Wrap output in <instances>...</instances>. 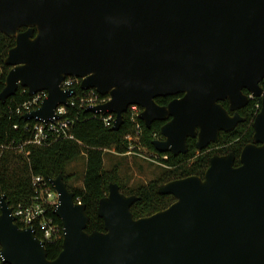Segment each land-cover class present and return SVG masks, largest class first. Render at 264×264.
<instances>
[{
	"label": "water",
	"instance_id": "95a60500",
	"mask_svg": "<svg viewBox=\"0 0 264 264\" xmlns=\"http://www.w3.org/2000/svg\"><path fill=\"white\" fill-rule=\"evenodd\" d=\"M0 33L16 40L0 103L20 87L48 94L26 121H54L76 94L62 83L77 78L82 90L110 98L88 112L114 114L118 131L138 105L148 128L164 122L155 149L178 156L188 152L189 138L204 150L243 120L222 101L234 111L262 101L240 165L234 154L216 155L203 178L160 185L161 195L176 200L150 216L136 219L139 197L112 183L97 210L105 232L88 233L86 206L62 174L52 179L64 231L54 260L33 228L16 223L3 196L7 264H264V0H0ZM170 96L167 105L156 101Z\"/></svg>",
	"mask_w": 264,
	"mask_h": 264
},
{
	"label": "trees",
	"instance_id": "16d2710c",
	"mask_svg": "<svg viewBox=\"0 0 264 264\" xmlns=\"http://www.w3.org/2000/svg\"><path fill=\"white\" fill-rule=\"evenodd\" d=\"M15 44L14 38L0 33V92L5 87L6 77L11 69L5 64V59ZM261 86L264 89V81ZM74 88L76 89L74 97L76 104L70 105L64 116L65 119L71 121L68 131L71 138L54 136L45 146L28 143L32 139V129L36 121H26L24 113L18 112L34 97L26 88L20 87L6 103H0V200L6 196L11 207L19 204L28 205L32 203L35 196L34 177L41 176L47 182H51L52 179L62 174L68 188L74 192L76 201L86 206V213L90 218L86 231L88 233L105 232L104 221L99 217L97 210L100 200L108 195L110 184L117 183L124 194L139 197V200L132 206L133 215L138 219L164 210L175 202L174 196L159 193L160 185L193 175L203 178L210 166V159L216 151H199L196 147V139L190 138L188 140L189 150L186 154L175 156L170 152L159 153L153 146V141L163 139L160 138L163 122H155L151 128H148L139 119L138 124L141 131L138 135L136 124L130 120L129 114H125L124 124L118 131H113L112 126L104 122L103 117L105 116L90 113L86 107H80L79 97L88 93L89 90H82L80 83L75 84ZM172 98L171 96L159 97L156 101L160 105H165ZM261 107V98L253 99L251 104L244 109L243 115L246 119L240 131L237 134H234L235 132L222 134L220 144L229 143L230 138L243 136L239 147H231L238 155L244 144L252 141L253 122ZM133 145L136 146V150L141 146L156 155L166 172L149 183L127 190L120 178L117 166L111 170L105 169L104 154L107 150H113L124 155ZM229 151L226 150V152ZM199 152H201L200 155ZM84 154L86 167L83 187L76 188L69 184L73 175L67 174V166ZM54 211L55 206L50 207L47 216L58 225L60 233L57 239L46 243L50 260L56 259L63 250L64 238L62 222Z\"/></svg>",
	"mask_w": 264,
	"mask_h": 264
},
{
	"label": "built area",
	"instance_id": "2783aa9c",
	"mask_svg": "<svg viewBox=\"0 0 264 264\" xmlns=\"http://www.w3.org/2000/svg\"><path fill=\"white\" fill-rule=\"evenodd\" d=\"M80 83L77 78H67L62 83L63 89L74 88V85ZM47 92L43 91L38 94L33 95V99L28 103L24 104L22 108L18 110L19 113H28L32 110L37 109L43 100L47 97ZM69 100V106L75 105L76 101L74 97ZM108 96H102L96 90L90 89L88 93H85L82 97H79L78 102L80 107H91L100 104H104L109 101ZM255 99V98H252ZM68 106V107H69ZM259 107V105H257ZM68 107L61 106L57 109L58 117L54 121H49L48 123L36 122L32 129V139L28 143H32L38 146L48 145L54 136L71 138L68 131L71 126V121L65 119L64 116L67 114ZM142 107L138 105H131L126 114H129V118L136 124L138 135L141 131V127L138 124L140 113L142 112ZM104 122L108 126H113L116 116L114 114H109L108 116L103 115ZM17 128V126L15 127ZM133 140V138H129ZM132 146L127 154L142 151L144 147ZM150 157L157 159L156 155L150 154ZM167 157H165L166 159ZM33 184L35 187V196L32 203L28 205L19 204L16 207H12V214L16 218V223L22 228H33L37 236L45 243L54 241L57 239L60 233V228L54 223L53 219L47 216V211L50 207L56 206L58 202V195L53 189L51 182H47L45 178L38 176L34 177ZM63 228V227H62ZM64 236V231H63ZM0 264H7L1 254L0 247Z\"/></svg>",
	"mask_w": 264,
	"mask_h": 264
},
{
	"label": "rangeland",
	"instance_id": "374dc122",
	"mask_svg": "<svg viewBox=\"0 0 264 264\" xmlns=\"http://www.w3.org/2000/svg\"><path fill=\"white\" fill-rule=\"evenodd\" d=\"M150 154L153 153L146 148H142L140 153L135 152L124 155L113 150H107L104 154V166L107 170L117 166L120 178L126 185L127 190L136 189L139 185L149 183L166 172L162 162L151 158ZM85 167V154L68 164L67 174L73 175L69 184L76 188L83 187Z\"/></svg>",
	"mask_w": 264,
	"mask_h": 264
},
{
	"label": "flooded vegetation",
	"instance_id": "af4514ba",
	"mask_svg": "<svg viewBox=\"0 0 264 264\" xmlns=\"http://www.w3.org/2000/svg\"><path fill=\"white\" fill-rule=\"evenodd\" d=\"M262 82H263V81H262ZM244 93H245L246 95L249 96V92H248L247 90H244ZM179 97H180V96H179ZM172 99H174V97H173ZM172 99H171V100H172ZM171 100H170V101H171ZM252 100H253V99H250V101L248 102V104H247L245 107H243V108H241V109H238L237 111L231 110V108H230V103H229L228 100H226V101H222V102H221V104H222V105L228 110L230 116L233 117V116L236 114V112H238V113L240 114V116L243 118V120L237 124V126L234 128V130L231 131V132H229V133H227V134H230V133H232V132H235L234 134H237V133L240 131V129H241V127H242V125H243V123L245 122V119H246V118L244 117V115H243L244 109L247 108V107L251 104V101H252ZM170 101H169V102H170ZM169 102H168V103H169ZM168 103H167V104H168ZM167 104H165V105H167ZM163 124H164V122H163ZM224 133H226V132H221L220 137H219V139L217 140V142H215V143H211V144H210L207 148H205L204 150H206L207 152H210V151H216L212 157H214V156H216V155H218V156H226V155H229V154H234V155H235V166H239V165H240V154H241V152H242V150H243V148H244L245 146H247L248 144H251V143L254 142V141H253V137H252V141H250V142L244 144V146L242 147L240 153L237 155V154L235 153V151H234L231 147H234V146L239 147L240 144H241L242 141H243V136H242V137L239 136V137H237V138H235V139H231L230 136H229V138H230V142H229V143H227V144H220L221 136H222V134H224ZM253 135H254V134H253ZM231 136H233V135H231ZM160 138H164V137L161 136ZM189 139H190V138H189ZM189 139H188V140H189ZM192 139H193V138H192ZM194 139H196V138H194ZM196 142H197V139H196ZM227 149L230 150V151H229V152H226ZM204 150H199V151H204ZM200 154H201V152H199V155H200ZM212 157H211V158H212ZM203 177H204V176H203Z\"/></svg>",
	"mask_w": 264,
	"mask_h": 264
}]
</instances>
